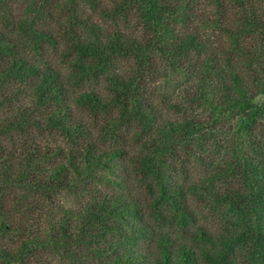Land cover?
I'll return each mask as SVG.
<instances>
[{"label":"trees","instance_id":"trees-1","mask_svg":"<svg viewBox=\"0 0 264 264\" xmlns=\"http://www.w3.org/2000/svg\"><path fill=\"white\" fill-rule=\"evenodd\" d=\"M0 264H264V0H0Z\"/></svg>","mask_w":264,"mask_h":264},{"label":"rangeland","instance_id":"rangeland-1","mask_svg":"<svg viewBox=\"0 0 264 264\" xmlns=\"http://www.w3.org/2000/svg\"><path fill=\"white\" fill-rule=\"evenodd\" d=\"M181 81V78L180 77H178L177 79H176V81H174L173 83H171V84H167L166 86H165V90H164V96H165V98H172V99H176V97H177V90L176 89H174V86H179V82ZM91 118H93V117H91ZM90 119V118H89ZM90 121V123H91V125H92V127H94L95 129L98 127V120H89ZM93 128V129H94ZM92 137H96L97 135H98V132H94V133H92ZM110 145H114V146H120V145H123V143L121 142V141H119V142H112V143H110ZM207 221L210 223V224H213L214 222L211 220V218H208L207 217Z\"/></svg>","mask_w":264,"mask_h":264}]
</instances>
